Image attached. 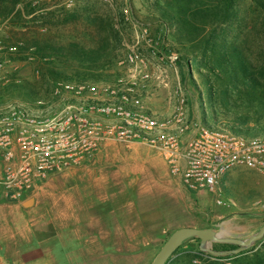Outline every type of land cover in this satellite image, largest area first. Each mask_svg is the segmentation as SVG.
<instances>
[{"label": "rangeland", "instance_id": "obj_1", "mask_svg": "<svg viewBox=\"0 0 264 264\" xmlns=\"http://www.w3.org/2000/svg\"><path fill=\"white\" fill-rule=\"evenodd\" d=\"M153 1L26 0L20 14L0 15V112L43 101L58 113L83 97L104 101L125 93L132 107L171 119L172 125L176 119L220 128L232 123L228 117L236 110L221 103L211 106L194 65L176 60V44L155 21ZM240 7L243 22L251 25L258 13L255 0H241ZM95 14L113 17L122 44L114 52L117 61L102 68L99 81L50 83L43 72L60 63L36 55L32 41L51 37L93 46L97 28L88 19ZM13 84L41 98L25 101L22 90L11 89ZM219 186L224 204L211 193L184 187L148 144L109 141L93 158L50 175L18 200L0 190V264H51L50 256L52 264H150L180 226L213 227L239 238L257 231L264 222V175L237 165ZM262 241L264 236L242 252L252 255ZM199 243L188 238L180 249ZM210 247L235 246L211 242Z\"/></svg>", "mask_w": 264, "mask_h": 264}, {"label": "built area", "instance_id": "obj_2", "mask_svg": "<svg viewBox=\"0 0 264 264\" xmlns=\"http://www.w3.org/2000/svg\"><path fill=\"white\" fill-rule=\"evenodd\" d=\"M127 98L125 93L104 101L83 97L58 113L43 101L1 111L0 190L18 200L50 175L93 158L109 141L148 144L184 187L211 193L220 204L225 201L219 181L234 166L264 175V134L247 136L179 119L172 125L171 119L135 109Z\"/></svg>", "mask_w": 264, "mask_h": 264}, {"label": "trees", "instance_id": "obj_3", "mask_svg": "<svg viewBox=\"0 0 264 264\" xmlns=\"http://www.w3.org/2000/svg\"><path fill=\"white\" fill-rule=\"evenodd\" d=\"M25 1L0 0V15L7 17L13 11L20 14L19 5ZM240 1L154 0L151 9L155 21L176 44V60L188 66L193 64L201 76L210 105L221 103L236 110L228 117L232 123L225 128L252 136L264 134V0H255L258 13L251 25L241 18ZM33 9L30 7L27 12ZM119 14L123 16L121 11ZM88 20L97 28L93 46L74 39L54 41L51 37L32 41L30 46L35 48L36 55L60 63V67L45 68L43 76L50 79V83L99 81L103 78L102 68L117 61L118 55L114 52L122 44L113 17L95 14ZM252 54L254 59L250 57ZM11 89L22 90L25 101L41 98L22 85L13 84ZM166 264H264V241L252 255L241 252L233 256H213L199 247L186 250L179 247Z\"/></svg>", "mask_w": 264, "mask_h": 264}, {"label": "water", "instance_id": "obj_4", "mask_svg": "<svg viewBox=\"0 0 264 264\" xmlns=\"http://www.w3.org/2000/svg\"><path fill=\"white\" fill-rule=\"evenodd\" d=\"M264 236V222L259 229L245 238L225 236L213 227L180 226L176 228L164 241L150 264H166L173 253L188 238L200 240L199 249L213 256L240 254ZM211 242L232 244L231 249L215 250L210 247Z\"/></svg>", "mask_w": 264, "mask_h": 264}, {"label": "crops", "instance_id": "obj_5", "mask_svg": "<svg viewBox=\"0 0 264 264\" xmlns=\"http://www.w3.org/2000/svg\"><path fill=\"white\" fill-rule=\"evenodd\" d=\"M135 142H139V143H140V141H131V142H128V143H126V144H127V145L130 144V143H133V144H134ZM50 259H51V264H52V260H53V259H52V256H50Z\"/></svg>", "mask_w": 264, "mask_h": 264}]
</instances>
